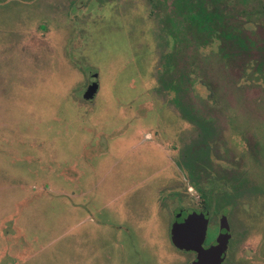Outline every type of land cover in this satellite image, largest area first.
Masks as SVG:
<instances>
[{
  "label": "rangeland",
  "instance_id": "obj_1",
  "mask_svg": "<svg viewBox=\"0 0 264 264\" xmlns=\"http://www.w3.org/2000/svg\"><path fill=\"white\" fill-rule=\"evenodd\" d=\"M191 212L264 264V0H0V264H186Z\"/></svg>",
  "mask_w": 264,
  "mask_h": 264
},
{
  "label": "water",
  "instance_id": "obj_2",
  "mask_svg": "<svg viewBox=\"0 0 264 264\" xmlns=\"http://www.w3.org/2000/svg\"><path fill=\"white\" fill-rule=\"evenodd\" d=\"M94 81L88 86L85 100L93 101L100 88L98 75L94 74ZM184 212V211H183ZM210 218L205 212H191L184 219L177 216L171 229L173 245L181 251L195 252L198 256L192 264H223L226 258L228 243L231 239L230 226L226 216L221 219V230L216 243L205 249Z\"/></svg>",
  "mask_w": 264,
  "mask_h": 264
},
{
  "label": "flooded vegetation",
  "instance_id": "obj_3",
  "mask_svg": "<svg viewBox=\"0 0 264 264\" xmlns=\"http://www.w3.org/2000/svg\"><path fill=\"white\" fill-rule=\"evenodd\" d=\"M228 223H229V222H228ZM209 225H210V223H209ZM229 226H230V225H229ZM217 230H218V234H217V236H216L212 241L209 242L208 237L206 238V241H205V243H204V248H205V249L211 247L212 245H214V243H216V240L218 239V236H219V233H220V230H221V220H220V223H219V225H218V229H217ZM208 231H209V230H208ZM230 233H231V227H230ZM232 240H233V236H232V238L230 239V242L228 243L227 256H226L225 261H224L223 264H225V263L227 262V257H228V255H230V253H231V249H232ZM172 246H173V248H174L175 251H177L179 254H182V255H184V256H186V257L188 258L189 262L186 263V264H192V263L197 259V256H198V255H197L195 252L181 251V250H179L178 248H176V247L173 245V243H172Z\"/></svg>",
  "mask_w": 264,
  "mask_h": 264
},
{
  "label": "trees",
  "instance_id": "obj_4",
  "mask_svg": "<svg viewBox=\"0 0 264 264\" xmlns=\"http://www.w3.org/2000/svg\"><path fill=\"white\" fill-rule=\"evenodd\" d=\"M206 208H207V205H206Z\"/></svg>",
  "mask_w": 264,
  "mask_h": 264
}]
</instances>
